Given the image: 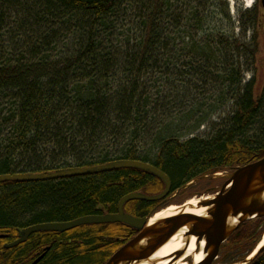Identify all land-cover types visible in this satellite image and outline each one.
Returning a JSON list of instances; mask_svg holds the SVG:
<instances>
[{
	"label": "trees",
	"instance_id": "1",
	"mask_svg": "<svg viewBox=\"0 0 264 264\" xmlns=\"http://www.w3.org/2000/svg\"><path fill=\"white\" fill-rule=\"evenodd\" d=\"M230 7V0H0V175L133 159L166 172L174 192L264 158V87L256 97L255 80L243 83L241 22ZM246 12L258 28L257 8ZM253 40L243 43L250 57ZM228 102L232 115L198 134ZM163 188L134 168L1 183L0 264H31L47 247L39 264H105L135 229L84 225L4 245L19 228L112 213L128 193ZM130 203L148 215L160 202ZM263 234L264 217L244 222L221 253L245 261ZM248 264H264V247Z\"/></svg>",
	"mask_w": 264,
	"mask_h": 264
},
{
	"label": "water",
	"instance_id": "2",
	"mask_svg": "<svg viewBox=\"0 0 264 264\" xmlns=\"http://www.w3.org/2000/svg\"><path fill=\"white\" fill-rule=\"evenodd\" d=\"M264 7V0H262ZM134 168L148 172L159 178L165 185L164 190L155 195L143 192H132L121 198L117 213L87 215L67 222H50L19 229V239L6 245L15 247L25 242L30 235L38 231L65 232L85 224H102L122 222L141 230L140 234L121 247L106 264H139L151 262V257L168 244L181 232L185 247L176 253L179 258L189 248L193 237L196 238L195 253L203 252L204 258L198 264H214L218 259L220 248L224 242L246 221L264 217V158L236 168L223 185L219 194L213 199L197 203L198 208L206 207L204 214H187L185 210L175 216L162 218L147 225L146 217H135L125 213L127 202L141 200L156 202L166 198L172 189L169 175L155 165L133 159H119L104 164L68 167L47 173H15L0 175V184L6 181L42 182L64 179L71 176H89ZM232 183V186L229 185ZM204 242L203 247L201 244ZM49 249V248H48ZM46 253L38 257L32 264H38ZM247 259L244 264H247ZM155 263V262H154Z\"/></svg>",
	"mask_w": 264,
	"mask_h": 264
},
{
	"label": "rangeland",
	"instance_id": "3",
	"mask_svg": "<svg viewBox=\"0 0 264 264\" xmlns=\"http://www.w3.org/2000/svg\"><path fill=\"white\" fill-rule=\"evenodd\" d=\"M252 2L254 3L252 7H254L256 5V0H252ZM248 3V0H231V13L232 15H234L235 19L241 22L240 29L236 30V34L239 37V43L241 44L240 58L245 68L243 72L245 80L243 81V83L246 84L249 81L251 82L255 80V96L257 97L261 94L264 87V9H261V11L263 12V14H261V19L263 20L260 26L257 29L253 30L254 27H252V24L250 25V23H248L250 21L246 12V10L249 9ZM246 25H248L249 27L245 28ZM254 32L256 34L258 46L255 56L250 57L249 53L245 52L246 47L244 46L247 45L243 43L248 44L250 41H254ZM233 107L234 106L232 102H228L226 105H223L213 116L208 119L207 124L201 126L197 133L203 136L211 133L213 131V128H215L219 124H223V120L232 115ZM253 134L254 132L250 133V135ZM233 171L234 169L229 168L223 170L221 173H219V175H215L210 178H201L195 181L185 191H182L180 195L178 194L172 196L173 201L169 202L167 205H183L184 202H187L188 200H191L193 198L197 200L206 199L208 197L213 198L214 195L222 189L223 185L227 181V176L230 175ZM165 208L166 206H163L159 211H164ZM263 236L264 234L262 235L261 240H263ZM184 245L185 244H183L182 249L185 247ZM186 253L181 255L179 259L175 255H172L171 257L168 256L166 258H160L158 259L160 261H157V263L161 262L163 264H167L168 261L171 260H173V263H176L183 256L188 255V259H185L186 264H194L193 259H189V252L187 251ZM249 253L250 251L247 252V256L249 255ZM241 254L242 253L238 252H229L228 254L220 253L219 259L215 264H241V260L239 259ZM190 260L191 262H189Z\"/></svg>",
	"mask_w": 264,
	"mask_h": 264
},
{
	"label": "bare ground",
	"instance_id": "4",
	"mask_svg": "<svg viewBox=\"0 0 264 264\" xmlns=\"http://www.w3.org/2000/svg\"><path fill=\"white\" fill-rule=\"evenodd\" d=\"M248 2H249L248 6H250L252 3V0H248ZM50 171H54V170H50ZM50 171H47V172H50ZM197 203H198L197 199L193 198L189 200L184 206L172 205L168 207L167 209H165L164 211L157 213L154 216V218L151 220V223L163 217L174 216L180 212H183L184 210H185V213L187 214L200 215V214L206 213L207 208L206 207L198 208ZM184 243H185V240L182 238L181 232H179L171 239V241L167 245H165L159 252H157L154 255V259H155L154 261H160L158 259L163 258V257H168V256L171 257L172 255H175L180 249H182V246ZM203 245H204V242L201 244V247H203ZM262 246H264V238L259 247H262ZM195 251H196V238L193 237L189 245L188 252L192 253L194 264L201 263L203 261L204 254L202 251L199 253H195ZM143 264H147V263H143ZM155 264H163V263L158 262ZM167 264H186V260H185V257H183L176 263L168 262Z\"/></svg>",
	"mask_w": 264,
	"mask_h": 264
},
{
	"label": "flooded vegetation",
	"instance_id": "5",
	"mask_svg": "<svg viewBox=\"0 0 264 264\" xmlns=\"http://www.w3.org/2000/svg\"><path fill=\"white\" fill-rule=\"evenodd\" d=\"M171 201H173L172 199H171V196L170 197H168V198H166V199H164L162 202H160L155 208H158L160 205H163V204H166V203H169V202H171ZM130 203V202H129ZM127 203L126 205H125V212L126 213H128V214H131V215H133V216H136V217H149L150 215H151V213L153 212V211H151V213H149L148 215H142V210H141V206L139 205V204H136V203ZM139 209L141 210V212L139 213ZM118 212V207H117V210L116 211H114V212H112V213H117ZM106 213H111V212H106ZM19 230V229H18ZM141 232V230H137L136 229V234L135 235H133V237H131L127 242H129L130 240H132L134 237H136L139 233ZM17 236H18V234H17ZM18 238V237H17ZM16 238V239H17ZM16 239H14V240H16ZM14 240H11V241H9V242H7L6 244H9V243H11V242H13ZM29 241V239L26 241V242H28ZM25 242V243H26ZM127 242H125V243H127ZM5 244V245H6ZM5 245H4V247H5ZM120 248V247H119ZM118 248V249H119ZM117 249V250H118ZM116 250V251H117ZM115 251V252H116ZM114 252V253H115Z\"/></svg>",
	"mask_w": 264,
	"mask_h": 264
}]
</instances>
